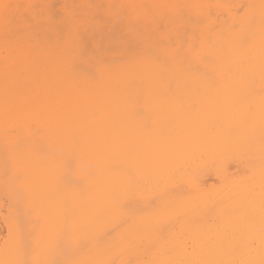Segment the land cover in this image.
Segmentation results:
<instances>
[{
  "label": "snow or ice",
  "instance_id": "6c2138e0",
  "mask_svg": "<svg viewBox=\"0 0 264 264\" xmlns=\"http://www.w3.org/2000/svg\"><path fill=\"white\" fill-rule=\"evenodd\" d=\"M0 208V264H264V0H0Z\"/></svg>",
  "mask_w": 264,
  "mask_h": 264
},
{
  "label": "bare ground",
  "instance_id": "6f19581e",
  "mask_svg": "<svg viewBox=\"0 0 264 264\" xmlns=\"http://www.w3.org/2000/svg\"><path fill=\"white\" fill-rule=\"evenodd\" d=\"M43 2L47 3H65V2H70V3H78V4H107V3H128V2H135V3H164L168 2V0H43ZM206 2H217V0H206ZM231 2L234 3H241V2H247V0H231ZM107 55V53H105ZM230 170L234 171L235 170V165H233ZM212 181L210 180L209 183ZM95 193L97 196H102L103 195V180H101L100 183H98ZM55 192L53 193V197L55 198ZM7 209L6 208H0V243L3 241L4 235L7 233V226L4 223V215L6 213ZM101 229L106 227L105 223H102L99 225Z\"/></svg>",
  "mask_w": 264,
  "mask_h": 264
}]
</instances>
